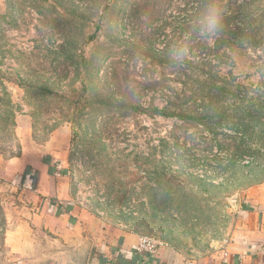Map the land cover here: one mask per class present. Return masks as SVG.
Masks as SVG:
<instances>
[{"label":"rangeland","instance_id":"1","mask_svg":"<svg viewBox=\"0 0 264 264\" xmlns=\"http://www.w3.org/2000/svg\"><path fill=\"white\" fill-rule=\"evenodd\" d=\"M221 2L209 45L187 33L202 0H0V264L34 208L35 172L18 171L60 150L111 229L193 256L227 246L264 180V0Z\"/></svg>","mask_w":264,"mask_h":264},{"label":"crops","instance_id":"2","mask_svg":"<svg viewBox=\"0 0 264 264\" xmlns=\"http://www.w3.org/2000/svg\"><path fill=\"white\" fill-rule=\"evenodd\" d=\"M62 151L40 153L39 159L45 156L40 165L32 163L31 154L28 166L18 171H34L36 177L30 182L33 211L7 234L18 254L13 264H264V180L239 199L236 229L227 246L198 256L168 245L156 254L139 253L137 233L111 229L76 202L63 173L68 158Z\"/></svg>","mask_w":264,"mask_h":264},{"label":"clouds","instance_id":"3","mask_svg":"<svg viewBox=\"0 0 264 264\" xmlns=\"http://www.w3.org/2000/svg\"><path fill=\"white\" fill-rule=\"evenodd\" d=\"M225 10L221 0H202L199 10L192 16L187 26L188 39L196 38L212 44L223 27ZM168 56L176 64L183 63L189 56V44L180 40L173 44Z\"/></svg>","mask_w":264,"mask_h":264},{"label":"built area","instance_id":"4","mask_svg":"<svg viewBox=\"0 0 264 264\" xmlns=\"http://www.w3.org/2000/svg\"><path fill=\"white\" fill-rule=\"evenodd\" d=\"M160 246L161 243L154 238L142 235L139 238L136 248L139 253L156 254Z\"/></svg>","mask_w":264,"mask_h":264},{"label":"trees","instance_id":"5","mask_svg":"<svg viewBox=\"0 0 264 264\" xmlns=\"http://www.w3.org/2000/svg\"><path fill=\"white\" fill-rule=\"evenodd\" d=\"M6 15H3V17H5Z\"/></svg>","mask_w":264,"mask_h":264}]
</instances>
